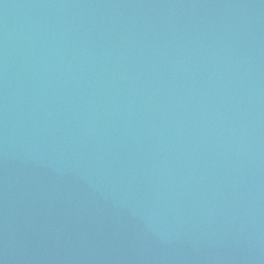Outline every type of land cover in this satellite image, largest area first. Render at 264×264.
Segmentation results:
<instances>
[{"label": "water", "instance_id": "water-1", "mask_svg": "<svg viewBox=\"0 0 264 264\" xmlns=\"http://www.w3.org/2000/svg\"><path fill=\"white\" fill-rule=\"evenodd\" d=\"M0 264H264V0H0Z\"/></svg>", "mask_w": 264, "mask_h": 264}]
</instances>
